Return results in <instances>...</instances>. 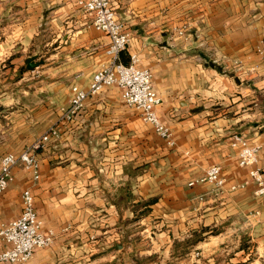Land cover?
Returning a JSON list of instances; mask_svg holds the SVG:
<instances>
[{
  "label": "crops",
  "instance_id": "obj_1",
  "mask_svg": "<svg viewBox=\"0 0 264 264\" xmlns=\"http://www.w3.org/2000/svg\"><path fill=\"white\" fill-rule=\"evenodd\" d=\"M111 1L131 34L121 60L137 55L138 66L152 72L158 114L175 145L117 86L63 122L72 87L87 89L110 60V37L93 27L79 0H0V88L12 91L0 94V165L51 127L60 131L38 153V180L22 165L13 168L0 193V223L20 215L22 192L31 187L43 228L57 237L25 264H119L131 252H167L170 264H237V251L223 261L217 255L231 241L224 233L237 232L238 217L251 211L244 210L248 200L264 215V196L254 194V183L223 192L189 183L212 164L222 166L228 184L250 179L231 145L234 133L261 145L264 167V0ZM38 46H46V80L35 87L20 71ZM5 57L12 58L9 81L2 78ZM9 247L0 238V251Z\"/></svg>",
  "mask_w": 264,
  "mask_h": 264
},
{
  "label": "built area",
  "instance_id": "obj_2",
  "mask_svg": "<svg viewBox=\"0 0 264 264\" xmlns=\"http://www.w3.org/2000/svg\"><path fill=\"white\" fill-rule=\"evenodd\" d=\"M86 11L93 14L92 25L97 30L105 32L110 37L107 53L110 60L103 63L97 70L87 89L74 85L69 104L62 108L63 122H71L81 112L89 97L100 94L107 87L117 86L121 89L125 103L136 108L142 119L151 124L155 131L166 141L167 145L174 146V133L169 125L164 123L159 114L158 106L162 98L153 86V74L148 68L138 66V56L132 55L130 63L121 60L122 51L126 50L131 41V34L126 30L112 5L111 0H79ZM181 34L184 33L180 29ZM261 53L264 49H259ZM58 126L51 127L44 135L37 138L24 151L16 154L6 153L0 165V193H3L13 180V168L22 165L33 174L34 180L40 178L39 151L46 148L52 138H59ZM232 147L238 149L239 165L249 169L251 181L256 184V194H264V169L258 166L261 145L252 144L241 133L232 136ZM220 164L208 166L204 173L191 180L189 185L209 183L218 191L226 189L236 190L244 188L249 181L228 184L222 173ZM22 211L20 215L7 222L0 223V238L10 245L0 251V264H25L33 259L38 249L50 247L57 237L56 231L43 228V220L38 215L35 196L32 188L22 192Z\"/></svg>",
  "mask_w": 264,
  "mask_h": 264
},
{
  "label": "rangeland",
  "instance_id": "obj_3",
  "mask_svg": "<svg viewBox=\"0 0 264 264\" xmlns=\"http://www.w3.org/2000/svg\"><path fill=\"white\" fill-rule=\"evenodd\" d=\"M34 50L36 52H39L38 53L39 55H37L36 59L38 60V62H40V65L36 66L33 69H30L27 67L26 63H23L21 66L20 78L21 79L24 78L25 81L31 82V85H36L35 87H37V83L46 80V77L43 74V71L46 70V46L45 47L38 46ZM32 52L34 51L32 50ZM4 59L5 60H3L2 65L5 64L6 66L3 67L2 78L3 80L9 81L13 79V75H14L13 71L10 72V66L12 65L10 61L12 58L8 60L5 57ZM15 63L17 62H14L13 65H15ZM43 64L44 66H41ZM35 87L33 88L35 89ZM18 90H20L21 93H23L24 91V89H22L21 87H19ZM11 92H12L11 88H5V87L0 88V94L3 93L4 95H11ZM36 94L38 95V93L36 92L34 96ZM45 133H43L42 135H44ZM248 181L249 183H254L253 181H251V179H249ZM254 186H255L254 189V194H255L256 184ZM255 195L257 197L264 196V194L262 195L255 194ZM248 203H250L249 200L247 202V205L244 207V210L251 209V211H244L243 215L238 217V220H240L241 225L236 227L237 232H233L234 227H232L230 233L229 232L224 233L228 235L225 237L230 238L231 241L229 244H226V246H222L221 247L222 249L217 254L219 257L222 258L221 259L222 261L226 260V256L230 258H234L235 256H233V253L237 251L239 252L236 256V258L238 259L237 264H239V260H241L240 264H264V215L262 213L263 210L261 211L260 209L262 208V205L257 204L256 202L255 204L254 203L248 204ZM252 205L253 207L251 208ZM121 241L127 242L126 239H121ZM147 245H148L147 242L143 243V248H146ZM195 255L198 257L199 256L202 257V254L201 253L199 254L198 252H196ZM170 260L171 258L169 257V253L167 252L165 254L158 253L151 256L150 255L137 256V254L131 252L130 257L123 262H119V264H161V263L170 264L169 262ZM174 261H177V259L174 258ZM99 264H115V263H111L109 260H103Z\"/></svg>",
  "mask_w": 264,
  "mask_h": 264
},
{
  "label": "water",
  "instance_id": "obj_4",
  "mask_svg": "<svg viewBox=\"0 0 264 264\" xmlns=\"http://www.w3.org/2000/svg\"><path fill=\"white\" fill-rule=\"evenodd\" d=\"M37 56H31L27 59L28 68L33 69L36 66L40 65V62L36 61ZM122 244L115 246L116 249L122 248Z\"/></svg>",
  "mask_w": 264,
  "mask_h": 264
}]
</instances>
